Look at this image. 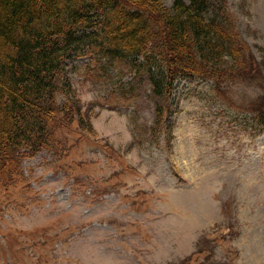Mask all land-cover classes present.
I'll use <instances>...</instances> for the list:
<instances>
[{"label":"rangeland","instance_id":"obj_1","mask_svg":"<svg viewBox=\"0 0 264 264\" xmlns=\"http://www.w3.org/2000/svg\"><path fill=\"white\" fill-rule=\"evenodd\" d=\"M229 2L263 62L264 0ZM90 59L65 73L93 128L59 130L64 151L0 189V264H264V127L244 125L264 79L240 77L231 100L182 78L160 129L146 77L84 79Z\"/></svg>","mask_w":264,"mask_h":264},{"label":"trees","instance_id":"obj_2","mask_svg":"<svg viewBox=\"0 0 264 264\" xmlns=\"http://www.w3.org/2000/svg\"><path fill=\"white\" fill-rule=\"evenodd\" d=\"M82 56L91 57L84 79L145 76L160 129L182 78L208 79L231 100L240 77L264 79L229 0H0V189L26 158L64 151L59 130H92L65 73ZM248 107L244 125L259 132L264 102Z\"/></svg>","mask_w":264,"mask_h":264}]
</instances>
